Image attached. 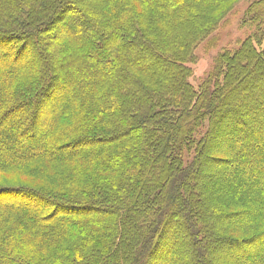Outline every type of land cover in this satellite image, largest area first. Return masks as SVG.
Returning a JSON list of instances; mask_svg holds the SVG:
<instances>
[{"label": "trees", "instance_id": "1", "mask_svg": "<svg viewBox=\"0 0 264 264\" xmlns=\"http://www.w3.org/2000/svg\"><path fill=\"white\" fill-rule=\"evenodd\" d=\"M229 1L0 0V264H264V0L190 83Z\"/></svg>", "mask_w": 264, "mask_h": 264}, {"label": "rangeland", "instance_id": "2", "mask_svg": "<svg viewBox=\"0 0 264 264\" xmlns=\"http://www.w3.org/2000/svg\"><path fill=\"white\" fill-rule=\"evenodd\" d=\"M251 1L253 0H230L216 8L213 14L214 18L219 20L223 17V20L209 36L197 44L193 51V59L188 63L192 70L190 83L194 87L210 73L215 57L222 50L235 49L239 42L254 33V27L242 22L243 14ZM217 154L224 156L221 151ZM2 176H0V181H6V177H8L7 181L11 184L16 182V185L20 184L21 179L19 180L13 176H3L5 178H2ZM21 182L23 183V181ZM160 259H155L153 264H161Z\"/></svg>", "mask_w": 264, "mask_h": 264}]
</instances>
